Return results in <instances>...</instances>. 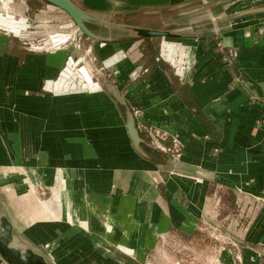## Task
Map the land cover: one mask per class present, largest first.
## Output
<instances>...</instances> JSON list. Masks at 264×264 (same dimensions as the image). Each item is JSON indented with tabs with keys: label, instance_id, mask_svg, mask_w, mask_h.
<instances>
[{
	"label": "crops",
	"instance_id": "crops-1",
	"mask_svg": "<svg viewBox=\"0 0 264 264\" xmlns=\"http://www.w3.org/2000/svg\"><path fill=\"white\" fill-rule=\"evenodd\" d=\"M72 1L105 18L88 24L101 41L84 35L111 85L85 66L75 71V46H23L21 37L75 30L66 11L46 0H0V228L55 264H143L157 228L192 231L205 211L219 214V191L236 189L247 222L235 231L225 216L228 228L244 239V264H264V6L211 17L210 30L227 27L205 36L202 21L173 26L170 18L247 0H192L187 11L181 0ZM158 37L192 40L191 66L152 62L140 46ZM144 65L149 74L132 83ZM130 110L146 155L130 135ZM6 252L0 264H9Z\"/></svg>",
	"mask_w": 264,
	"mask_h": 264
},
{
	"label": "rangeland",
	"instance_id": "rangeland-1",
	"mask_svg": "<svg viewBox=\"0 0 264 264\" xmlns=\"http://www.w3.org/2000/svg\"><path fill=\"white\" fill-rule=\"evenodd\" d=\"M169 1L172 2L173 0ZM189 1L192 0H181L180 4L186 3L185 11L190 8H194V3L187 4ZM211 1L212 0H199L197 2L204 6L207 5L206 3ZM160 2H162V0H153V4ZM240 2H243L244 4L245 1L231 2L228 4V7L214 9L211 11H203L197 15L187 14L181 17L173 15L170 18L172 21L171 23L173 26L179 24L188 26L193 24L194 21H202V28H204L202 29V35H217L221 29L226 28L227 26L220 25L218 27H213L210 30L209 27L211 24V17L218 15L221 16V18H224V15L227 12L234 11L235 9L241 7L242 3ZM86 3L89 8L97 7V3H89L87 1ZM257 4L264 6V1ZM175 5H177V3H175ZM170 7L172 8L173 5H170ZM171 11H173V9H171ZM107 16H112L117 19H130V14L127 13H109ZM134 17V20L141 22L145 21L144 16L138 15L137 18ZM260 19H264V16ZM154 22H156V19H154ZM14 23L15 22H12V24ZM4 31L6 30L0 29V32L3 33ZM181 32H184V30ZM184 33L190 35L194 32L193 29H185ZM41 36L47 37L48 35ZM191 41L192 40L189 39H165L158 37L152 41H143V45L141 44L140 47H143L144 51L147 50L148 55H150L149 58H152L153 60L151 61L155 64L161 62L164 67L175 70L178 62L182 63L184 67L191 66V63L193 62L194 48V45L190 44ZM90 42L91 41L85 40V35L82 31H77V46L74 48L79 51L81 50L82 53L77 57L78 59L75 60V71L85 66L91 72L92 78L96 82L101 81L103 78L109 79L110 76L108 73H110V71L108 68H104V65L100 61L95 50V46H93ZM165 42L170 44L169 48L171 51L169 55H166L165 51L163 52ZM138 69L139 72L137 71L135 75L131 76L132 83L137 82L150 72L145 65ZM110 70L112 72L113 70L116 72V69L114 68H110ZM80 76H78V79H82ZM148 143L153 144V142L149 140ZM154 145L160 146L158 143H155ZM177 150L178 148L176 147V149H174V153H177ZM168 152L170 153V151ZM193 174L195 176H199L196 173H187V175L191 176ZM219 198L222 200L219 201V214L216 215L214 211L212 213L205 211V215L202 216H207L206 222L203 221L204 219L198 223L196 222V226L192 228V231L186 232L181 229L178 230L174 228L164 229V231H161L160 228H157L154 240L155 248L149 255L148 259L144 258L143 264H244V260L242 258L245 251V249L242 248V242L244 243V239L239 235H232L231 229L228 228V224H231V221L228 217H225L232 216L234 218L232 225L235 231L243 229L247 222L245 221L246 215L243 214L242 206L239 204L240 202L237 197L236 189L219 191ZM225 199L227 201V205L224 204ZM210 216L215 217L211 219ZM231 235L233 236V240Z\"/></svg>",
	"mask_w": 264,
	"mask_h": 264
},
{
	"label": "water",
	"instance_id": "water-1",
	"mask_svg": "<svg viewBox=\"0 0 264 264\" xmlns=\"http://www.w3.org/2000/svg\"><path fill=\"white\" fill-rule=\"evenodd\" d=\"M49 3L61 8L62 10L66 11L69 16L74 20L75 24L77 25L78 29L82 31L83 34L92 38L94 40L101 41L102 37L93 32L88 24L91 22H104L105 18L103 15H99L95 12H89L78 6L72 0H46ZM108 20V19H106ZM127 28L128 32H132L136 34V36L141 37H149V36H174L176 34L161 29H147V28H129V27H122ZM125 32L124 30H122ZM106 81L108 85H111L108 79H103V82ZM118 100H120L123 104L125 101L123 97L116 93ZM129 123L128 128L130 135L136 144L138 150L146 155L142 144L145 143V140L141 137L139 130L137 128L136 119L134 117L133 112L130 110L129 112ZM1 227V226H0ZM6 228H0V250L2 247L7 251L6 256L9 260V264H55L54 261L52 262L49 254H44L40 252H35L33 249L27 245H24L14 239L12 235L9 233V228L6 233ZM27 256V258H26Z\"/></svg>",
	"mask_w": 264,
	"mask_h": 264
},
{
	"label": "bare ground",
	"instance_id": "bare-ground-1",
	"mask_svg": "<svg viewBox=\"0 0 264 264\" xmlns=\"http://www.w3.org/2000/svg\"><path fill=\"white\" fill-rule=\"evenodd\" d=\"M264 0H247L246 2H240L244 6L254 5L259 2H262ZM241 10V9H240ZM34 25H36L34 23ZM78 27L76 25L75 30H72L68 33H66L63 36V39H56L52 36H49V40L46 42L44 41L42 36H36L34 37H28V38H22L23 46L33 52H53L58 50H65L67 48H70L71 46H77V31ZM167 55L170 54V48L166 46ZM63 249V248H62ZM70 257V256H69ZM27 258V256H26ZM77 258V257H76Z\"/></svg>",
	"mask_w": 264,
	"mask_h": 264
},
{
	"label": "built area",
	"instance_id": "built-area-1",
	"mask_svg": "<svg viewBox=\"0 0 264 264\" xmlns=\"http://www.w3.org/2000/svg\"><path fill=\"white\" fill-rule=\"evenodd\" d=\"M25 38H28V37H25ZM49 38V36H47V37H43V39H44V41L46 42L47 40H49L48 39ZM79 76V75H78ZM82 79H84L82 76H80ZM160 135L161 136H163V137H165L166 136V133H160Z\"/></svg>",
	"mask_w": 264,
	"mask_h": 264
}]
</instances>
